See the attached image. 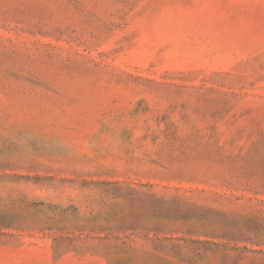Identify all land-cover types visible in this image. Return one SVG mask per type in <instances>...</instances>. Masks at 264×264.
<instances>
[{
    "label": "rangeland",
    "instance_id": "1",
    "mask_svg": "<svg viewBox=\"0 0 264 264\" xmlns=\"http://www.w3.org/2000/svg\"><path fill=\"white\" fill-rule=\"evenodd\" d=\"M0 264H264V0H0Z\"/></svg>",
    "mask_w": 264,
    "mask_h": 264
}]
</instances>
